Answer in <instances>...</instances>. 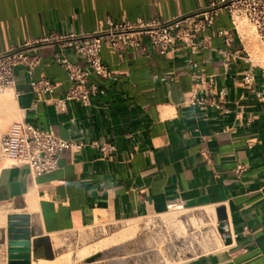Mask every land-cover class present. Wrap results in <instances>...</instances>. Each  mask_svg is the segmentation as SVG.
I'll return each mask as SVG.
<instances>
[{"label":"crops","instance_id":"1","mask_svg":"<svg viewBox=\"0 0 264 264\" xmlns=\"http://www.w3.org/2000/svg\"><path fill=\"white\" fill-rule=\"evenodd\" d=\"M209 1L0 0V52L27 46L38 58L30 71L14 68L6 87L14 108L0 115V138L23 120L71 142L56 169L38 175L0 154V264L9 214L29 218L31 264L66 252L58 253L52 235L101 218L164 214L172 203L209 207L215 216L222 207L229 235L228 243L219 236L221 246L174 264H264V65L252 56L256 40L250 48L227 10L164 52L145 37L135 47L102 45L104 72L88 77L96 91L85 102L57 100L76 82L54 55L81 69L88 64L46 38L99 31L108 21L169 20ZM247 69L254 78L244 85ZM42 78L52 91L32 87ZM100 251L68 264H88Z\"/></svg>","mask_w":264,"mask_h":264},{"label":"built area","instance_id":"2","mask_svg":"<svg viewBox=\"0 0 264 264\" xmlns=\"http://www.w3.org/2000/svg\"><path fill=\"white\" fill-rule=\"evenodd\" d=\"M227 10L231 19L234 15L244 17L255 30L259 40L264 44V0H210L207 6L184 16L169 20H137L136 22L108 21L102 30L91 33H69L48 37L46 41H57L62 47L73 48L80 53L88 64V69H81L71 63L64 55L55 54L54 59L68 71V76L76 84L71 86L58 103L65 99L87 101L88 94L96 91L97 84L88 81L90 73L102 74L104 66L100 62L99 52L102 45L114 48L138 46L145 37L153 44L160 46L164 52L174 40H191L194 34L208 28L220 13ZM217 34L224 36L226 43L230 38L223 30ZM29 48L22 46L0 52V89L13 83L14 68L24 65L30 71L38 58L29 54ZM264 75V68L261 69ZM253 74L247 69L242 74V83L249 85ZM34 89L52 91L53 84L47 79L32 82ZM69 140L56 136L52 130L37 127L27 121H16L0 138V154L9 159L13 165H25L33 174L48 173L56 169L60 152L70 147ZM180 203L169 204L167 210L182 209ZM215 228L218 231V220L215 218Z\"/></svg>","mask_w":264,"mask_h":264},{"label":"rangeland","instance_id":"3","mask_svg":"<svg viewBox=\"0 0 264 264\" xmlns=\"http://www.w3.org/2000/svg\"><path fill=\"white\" fill-rule=\"evenodd\" d=\"M237 20L239 22L241 20L252 32L258 47L264 46L244 17H239ZM252 56L264 65V56ZM0 210H6V208L0 207ZM179 210L183 214L179 215L177 220L181 221L185 233H181L182 231L177 233L173 225L161 222L159 220L160 214L139 217L134 219L139 226L136 232L127 240L100 251L98 257L88 264H174L176 261L189 256L212 250L208 249L214 245L215 241L210 232L212 228L209 225L211 223L210 218L202 213L201 208L183 207ZM166 211L169 213L171 209ZM191 216H195L199 222L196 227L191 225L189 220ZM127 222L128 220L114 221L101 218L78 230L52 235L51 239L53 242L58 240V246H56L58 253L75 251L79 247L93 244L117 232ZM191 234L194 236L193 238H191ZM3 241L6 242V235L3 237ZM2 264H7L5 256L2 259Z\"/></svg>","mask_w":264,"mask_h":264},{"label":"bare ground","instance_id":"4","mask_svg":"<svg viewBox=\"0 0 264 264\" xmlns=\"http://www.w3.org/2000/svg\"><path fill=\"white\" fill-rule=\"evenodd\" d=\"M239 17H241V16L234 15L235 19H237ZM238 31L240 32L242 37H244V39L248 42V45L250 46V48H253V46L255 44V38H254L252 32L250 30H248V28L246 29V26L243 22H239ZM256 50H257L258 55L264 56V46H259V47H257ZM12 108H14V102L12 99V90L9 88L0 89V115L9 113L10 110H12ZM202 213H204V215H206L207 217L210 218L211 223H209V225H211V227H212L210 232L212 233L211 236H213L214 240H215L214 245L208 249L217 248V247L221 246V240L219 238V234H218V232L215 228V224H214V220H215L214 210L212 208L205 207V208H202ZM181 214H183V213H181V210L175 209L169 213L160 214L159 220L165 224L173 225V227L176 229L177 233L181 232V231H182L181 233H185V229H184L181 221L177 220L178 216ZM3 215H4V211L0 210V224L4 223V216ZM189 220H190L191 225L193 227H196V225H198V223H199V222H197V219L195 216H191L189 218ZM137 227H139L138 222L135 221L134 219H130L117 232L112 233L111 235L100 239L98 242H96L93 245H90L87 247L84 246V248L77 250L74 253V257H73V253L71 251H66L64 254H61L60 256H58L54 261L53 260L52 261L32 260L31 264L78 263L84 257H86L87 255H90L91 253H93L95 251L107 249L111 246L117 245V244L127 240L134 232H136ZM193 231H194V229H193ZM193 237L194 236L191 234V238H193ZM57 241L55 240L56 246H58Z\"/></svg>","mask_w":264,"mask_h":264},{"label":"water","instance_id":"5","mask_svg":"<svg viewBox=\"0 0 264 264\" xmlns=\"http://www.w3.org/2000/svg\"><path fill=\"white\" fill-rule=\"evenodd\" d=\"M218 231L225 243L229 242L225 213L216 209ZM7 264H30L29 218L26 214H9L6 223Z\"/></svg>","mask_w":264,"mask_h":264}]
</instances>
